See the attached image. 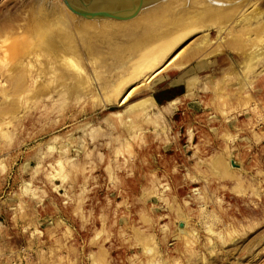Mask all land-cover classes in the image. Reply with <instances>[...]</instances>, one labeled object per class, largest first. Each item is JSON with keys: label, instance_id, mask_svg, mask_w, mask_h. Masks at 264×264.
Wrapping results in <instances>:
<instances>
[{"label": "rangeland", "instance_id": "rangeland-1", "mask_svg": "<svg viewBox=\"0 0 264 264\" xmlns=\"http://www.w3.org/2000/svg\"><path fill=\"white\" fill-rule=\"evenodd\" d=\"M39 1L0 0V40L28 43L0 53V264H264V0H230L245 8L221 7L225 23L220 9H193L183 51L210 27L208 38L124 103L142 78L117 82L159 56L148 51L163 18L181 13L134 34L74 36L73 75L37 57L34 29L25 41ZM139 102L146 112L129 108Z\"/></svg>", "mask_w": 264, "mask_h": 264}, {"label": "bare ground", "instance_id": "bare-ground-1", "mask_svg": "<svg viewBox=\"0 0 264 264\" xmlns=\"http://www.w3.org/2000/svg\"><path fill=\"white\" fill-rule=\"evenodd\" d=\"M58 0H56V2H57ZM229 1L230 0H158V1H156V2H154V3H152V4H149V5H147V6H144L143 8H141V10L134 16V17H132V18H130V19H117V18H113V17H106V18H90V17H86V16H82V15H79V14H77L76 12H74L72 9H70V7H68V5L65 3V1L64 0H60V5H58L59 3H53V5L51 6H47L46 4H45V2H46V0H40L39 1V3H38V5L37 6H35L36 8H34V9H36L35 10V14H34V20L32 21V24H31V31H30V28L28 29V32H27V34L25 35V41L27 40H31L30 38H31V36H30V34L32 33V30L34 29L35 30V35H36V39L35 40H37V42L40 44V48L42 49H38V51L36 50V52H35V50H34V52L38 55L37 57H40L41 55H43V54H46V53H50V55H49V57H51L52 59H54L53 61H52V66L53 67H51V68H54V70H51V72H55V67H56V65H57V67H59L60 65H62L63 64V62H66V64H65V68H66V70H69V73L71 72V74H75L76 73V71H74V72H72L73 71V65L71 64V63H69V58H72L73 57V60H75L74 58V56H72L73 54L72 53H77L76 51V47H78V46H76L75 47V45H76V39H74V36H78V37H80L81 39L80 40H82L83 39V36H85V35H87L88 33L90 34V35H93V33H94V35L95 34H101L102 32H108V33H113V34H117V33H122L123 31L124 32H126V33H130L131 32V34H132V32H133V34H134V32H140V29H144L145 27H146V25H147V27H148V29H150L149 28V25H150V23H152L153 21H156L161 15H163L162 13H167L168 11L169 12H174L175 14L174 15H176L177 13L179 14V13H181V17L180 18H178V19H176L175 18V16H174V18H173V20H172V22H170V25L168 24V20H166V18H163V19H165V21H167V23H165V25L166 26H164V28L163 29H161V30H158V31H160L159 33H158V35L160 36V40H162V43L159 41V39L156 37V40L158 39V41H159V45H160V43H161V46L159 47L158 46V44L156 45L157 46V49H155L154 51L152 50V48L151 47H149V48H151V50H149L148 48H146V50H144V51H147V49L149 50L148 52L149 53H157L159 56L160 55H162L161 56V58L163 59V61H162V59H161V63L163 62L164 64H162V65H159L157 68H155L154 70H152V71H150V72H147V70H146V68H147V65L148 66H150L152 63H156L157 62V58L159 57V56H157L156 57V59H155V56L153 57V59H148V58H145V63H144V61H143V64H142V66L140 65V68H138V69H135V71L133 72V73H131V71H130V76H125V78L124 79H122V80H120L119 82H117V83H119L118 84V86L120 87V86H122L124 83H126L125 81L127 80V79H130V78H137L138 76L139 77H141L142 79L138 82V84H137V86L135 87V85L131 88V90L130 91H128V88L126 89L125 87H122L120 90H122V92L124 91V93L122 94V96L120 97V101L122 102V103H124V102H126V101H128L129 100V98L131 97V95L135 92L134 91V89L135 90H137V88L138 87H140L139 85H142V84H144V82H149L150 80H152L153 78H155L156 76H158V74H160L161 72H163L166 68H168L169 67V65L175 60V59H177L179 56H181V53H185V56L182 58V62H186V61H188L187 59H188V53H193V51L196 49V47H198L199 45L201 46V41H202V44H203V41H205L207 38H208V32H209V29H210V27H208V28H206V29H203V30H206L207 31V34L205 33V38L203 37V39L201 40L200 39V41L198 42V43H200V44H194V43H192V44H194V47H193V50H190V49H188V50H186V51H183L184 50V46L186 45H182L181 46V43L185 40V39H187L188 37H190L191 35H193L196 31H197V29L198 28H196L195 26H189V28H188V24L190 25L191 23H189L191 20H190V18H192V21L194 20V17L196 18V16L194 15H191L192 14V10L193 9H195L194 11L196 12V10L198 9V10H201V12H207V14L208 13H210V12H214V10H217V9H220V13H218V16L216 15V16H214V17H217V18H219L220 16L222 17L224 14H225V12H224V10H225V8L226 9H228V10H231L232 8H235V9H233L234 11L233 12H236L237 13V9H244L245 8V5L246 4H248L247 3V0H245V3H243L244 2V0H240L243 4H245L244 6H241L242 8H239L240 7V5H238V6H236L235 5V7L234 6H229V7H226L227 5H229ZM233 1V0H232ZM237 2V1H236ZM230 3H231V1H230ZM234 3H235V1H234ZM242 3H240L241 5H242ZM234 5V4H233ZM221 7H225L223 10H222V8ZM237 7V8H236ZM230 8V9H229ZM223 11V12H222ZM227 11V10H226ZM246 11V10H245ZM244 11V12H245ZM34 12V11H33ZM191 12V13H190ZM198 12H200V11H198ZM205 12V13H206ZM228 12V11H227ZM231 12V11H230ZM232 12V13H233ZM222 13H223V15H222ZM170 14V13H169ZM189 14L192 16V17H190L189 16ZM194 14V13H193ZM197 14V13H196ZM211 14V17H212V14L213 13H210ZM215 14H217V12H215ZM219 14H221V15H219ZM226 14H229V13H226ZM235 14V13H234ZM246 14H248V13H246ZM246 14L245 15H243V16H241L240 14H239V16H241L239 19L244 23H246V21H248L247 19H248V16H246ZM173 15V14H172ZM198 15V14H197ZM214 15V14H213ZM231 15V14H230ZM233 15V14H232ZM164 17H166L165 15H163ZM162 16V17H163ZM169 16V15H168ZM170 16H171V14H170ZM177 16V15H176ZM202 16H204L203 14H202ZM209 17H210V15H208ZM207 16V17H208ZM226 16V15H225ZM239 16H237V17H239ZM161 17V18H162ZM173 17V16H172ZM171 17V18H172ZM200 17H201V15H200ZM220 17V18H221ZM234 17V16H233ZM259 17V16H258ZM258 17H256V18H258ZM168 19H170V17L168 18ZM199 20H203V18L201 17V19L200 18H198ZM205 19H207V18H205ZM213 19V18H212ZM212 19H210V24H208V26L209 25H211L212 23H213V25H214V20H215V18L213 19V21H212ZM232 19V18H231ZM199 20H198V22H199ZM208 20V19H207ZM206 20V21H207ZM222 20H223V22L225 23V21L226 20H228V19H225L224 20V16H223V18H222ZM238 20V19H237ZM264 20V19H263ZM174 21H176V22H174ZM217 21H219V20H217ZM229 21V20H228ZM195 23H197V21L195 20L194 21ZM194 22L192 23V24H194ZM212 22V23H211ZM216 22V21H215ZM172 23V24H171ZM209 23V22H208ZM260 23H262V22H260ZM260 23H258V24H260ZM215 24H217V23H215ZM221 24H222V22H221ZM236 24V23H235ZM153 25V24H152ZM196 26H198V25H196ZM215 26V25H214ZM218 26H220L219 24H218ZM260 26V25H259ZM153 26H151V28H152ZM192 27V28H191ZM207 27V26H206ZM211 27H212V25H211ZM1 28V27H0ZM161 28V27H160ZM216 28V27H215ZM219 27H217V29H218ZM146 29V28H145ZM225 29H226V27H224V28H222V25H221V29H218V32H219V34H221L222 33V31H225ZM24 30V29H23ZM153 30V29H152ZM202 31V30H201ZM29 32H30V34H29ZM76 32V33H75ZM101 32V33H100ZM123 32V33H124ZM137 32V33H138ZM145 32V31H144ZM137 33H136V35H133L134 37L136 36H138L137 35ZM142 33V32H141ZM146 33V32H145ZM144 33V34H145ZM154 32H152V34H149V35H147L148 37L147 38H149V36H153L154 35V37H155V34H153ZM156 33V32H155ZM33 34V33H32ZM143 34V33H142ZM141 34V35H142ZM147 34V33H146ZM200 34V33H199ZM14 34H12L11 36L9 35V36H7V35H1V36H4V37H1L2 39L0 40V53H2V60L4 59V57L5 58H7V57H12V55H14L15 53H24L25 52V49H27V47H28V43H26V42H24L23 40H22V37H21V35L20 34H17V35H14ZM102 35V34H101ZM129 35V34H128ZM140 35V33H139V37L141 36ZM202 35V34H201ZM82 36V37H81ZM95 36H99V35H95ZM132 35H130V37H131ZM145 36V35H144ZM151 36V37H152ZM157 36V35H156ZM158 36V37H159ZM75 37V38H76ZM129 37V36H128ZM129 37V38H130ZM134 37H132V39H135V41L139 38V37H137V39H136V37L134 38ZM142 37V36H141ZM146 37V36H145ZM146 38V39H147ZM153 38V37H152ZM192 38V37H191ZM190 38V39H191ZM222 38H224V37H222ZM84 39H86L85 37H84ZM131 39V38H130ZM131 39V40H132ZM140 39V38H139ZM138 39V40H139ZM142 39V38H141ZM155 38H153V40L151 39V41H152V43L154 44V43H156V40H154ZM75 40V41H74ZM138 40L136 41V43L138 42ZM144 40H145V38H144ZM149 39H147L146 41H148ZM32 41H34V40H32ZM78 41V40H77ZM134 41V40H133ZM153 41H155V42H153ZM24 42V43H23ZM31 42V41H30ZM36 42V41H35ZM37 42H36V44H37ZM79 42V41H78ZM83 41H81V43H79V44H82L81 46H83V44H85L84 46H83V48L85 49V52L86 53H89L91 50V45H90V43H82ZM85 42H86V40H85ZM126 42H128V41H126ZM31 43H33V42H31ZM74 43H75V45H74ZM132 43V45L134 44L133 42H131ZM140 43H142L141 42V40H140ZM143 43H144V41H143ZM146 43V42H145ZM149 43V45H151V42H148ZM30 44V43H29ZM35 44V45H36ZM34 45V44H33ZM34 45V46H35ZM127 45V44H126ZM144 44H142V46H143ZM146 45H147V43H146ZM31 46V45H30ZM80 46V45H79ZM108 46V45H107ZM140 46V45H139ZM138 46V47H139ZM148 46V45H147ZM151 46H153V48H156V46L155 45H151ZM155 46V47H154ZM35 47H37V46H35ZM137 47V46H136ZM143 47H145V46H143ZM81 48V47H80ZM111 48V47H110ZM113 48V47H112ZM127 48V47H126ZM135 48V47H134ZM140 48H141V46H140ZM189 48V47H188ZM83 49V50H84ZM142 49V48H141ZM145 49V48H144ZM202 49V48H201ZM28 50H30L29 48H28ZM94 49H93V47H92V51H93ZM137 50V51H136ZM135 50V52H139V49H136ZM21 51V52H20ZM90 52V53H97V52H95V50H94V52ZM101 51V50H100ZM127 51H129V50H127ZM142 51H143V49H142ZM183 51V52H182ZM257 51H259V50H257ZM262 51V53H264L263 52V49L261 50ZM27 52V51H26ZM133 53H135L134 51H132ZM148 52H145L146 54H148ZM28 53H30L29 51H28ZM35 53H34V55H35ZM99 53V52H98ZM109 53H110V51H109ZM121 53V52H120ZM160 53V54H159ZM255 53H257V52H254V54ZM258 53H260V52H258ZM261 53V54H262ZM70 54H72V55H70ZM79 54V53H78ZM260 54V55H261ZM25 55L26 56H28V55H30V54H26L25 53ZM25 55L23 56V57H25ZM33 55V54H32ZM88 55H90V54H88ZM260 55H258V57L257 58H259V56ZM251 56V55H250ZM257 56V54L256 55H254V57H256ZM29 57V56H28ZM32 57H34V56H32ZM145 57H148V55L147 56H145ZM253 57V60L254 59H256V58H254ZM30 58V57H29ZM252 58V56L251 57H249V59H251ZM11 59V58H10ZM190 59H192V58H190ZM1 60V59H0ZM23 61H24V59H23ZM141 61H142V59H141ZM165 61V62H164ZM252 61V60H251ZM75 62H76V60H75ZM74 62V63H75ZM2 63V62H1ZM140 63V62H139ZM252 63V62H251ZM50 64V65H51ZM256 64V63H255ZM76 65H79V63L78 64H76ZM138 65V64H137ZM48 66V65H47ZM73 66V67H72ZM134 66V65H133ZM185 66H187V63L185 64ZM249 66V65H248ZM77 67V66H76ZM79 67H80V65H79ZM78 67V69H80ZM121 67V66H120ZM173 67V66H172ZM183 67V66H182ZM253 67V66H252ZM42 68V67H41ZM47 68V67H46ZM82 69H83V67H81ZM137 68V67H136ZM149 68H151V67H149ZM171 68V67H170ZM75 69V68H74ZM81 69V70H82ZM169 69V68H168ZM167 69V70H168ZM41 71H43L42 69H41ZM79 71L80 70H78V74H77V76L79 75ZM49 72V71H48ZM82 72V71H81ZM81 72H80V74H81ZM83 74V73H82ZM38 75V74H37ZM36 75V76H37ZM41 76V74L39 75V76H37V78H35L34 79V82H37L38 81V78ZM121 76V75H120ZM76 77V76H75ZM73 78V77H72ZM82 78V77H81ZM121 78V77H120ZM33 79V78H32ZM69 79V78H68ZM74 79V78H73ZM117 79V78H116ZM138 79H140V78H138ZM67 80V79H66ZM194 81H196V80H194ZM67 82V81H66ZM193 82V81H192ZM194 83H196V82H194ZM116 84V83H115ZM67 85V84H66ZM195 86H196V84H194ZM135 87V88H134ZM143 87V86H142ZM145 87V86H144ZM45 88H43V90H41V92H43V91H45L46 92V90H48V89H46V90H44ZM117 89H118V87H117ZM39 90V89H38ZM68 91V90H67ZM40 92V93H41ZM69 93H70V90L68 91ZM38 93V92H37ZM36 93V94H37ZM47 93V92H46ZM63 93V91L61 92V94ZM43 94V93H42ZM45 94V93H44ZM43 94V95H44ZM48 94V93H47ZM59 94H60V92H59ZM58 94V95H59ZM65 94H67V93H65ZM110 94H112V93H110ZM35 95V94H34ZM33 96V95H32ZM37 96H38V94H37ZM56 96V95H55ZM63 96H64V93H63ZM59 98H62V96L60 97V96H58ZM31 98H33V97H31ZM64 98V97H63ZM47 100H50V99H47ZM55 100V99H54ZM148 100H151V99H148ZM146 101L147 103L149 102V101ZM47 103V102H46ZM52 103V102H51ZM141 103H143V104H141ZM139 102V103H133L132 105H130L129 106V108L130 109H134V108H136L137 107V112L138 113H140V112H142V113H144V112H146V110H145V108H142L141 106H143L144 107V102ZM38 105H40V103L38 104ZM45 105V104H44ZM47 105V104H46ZM149 105V104H148ZM150 105H152V104H150ZM37 107V106H36ZM39 107V106H38ZM48 107V106H47ZM46 107V108H47ZM141 107V108H140ZM145 107H146V105H145ZM45 108V109H46ZM42 109V108H41ZM146 109H147V107H146ZM135 110V111H136ZM158 110V109H157ZM45 111H47V110H45ZM43 112V111H42ZM136 112V113H137ZM130 113H133V112H130ZM125 115V114H124ZM135 115V114H134ZM133 117V116H132ZM45 118V117H44ZM125 129V128H124ZM84 148V147H83ZM75 167V166H74ZM161 193V192H160Z\"/></svg>", "mask_w": 264, "mask_h": 264}, {"label": "water", "instance_id": "water-1", "mask_svg": "<svg viewBox=\"0 0 264 264\" xmlns=\"http://www.w3.org/2000/svg\"><path fill=\"white\" fill-rule=\"evenodd\" d=\"M79 15L90 18L130 19L158 0H64Z\"/></svg>", "mask_w": 264, "mask_h": 264}, {"label": "crops", "instance_id": "crops-1", "mask_svg": "<svg viewBox=\"0 0 264 264\" xmlns=\"http://www.w3.org/2000/svg\"><path fill=\"white\" fill-rule=\"evenodd\" d=\"M262 106H263V109H264V101H262Z\"/></svg>", "mask_w": 264, "mask_h": 264}]
</instances>
